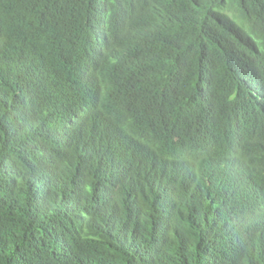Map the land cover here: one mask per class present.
<instances>
[{
  "label": "trees",
  "instance_id": "trees-1",
  "mask_svg": "<svg viewBox=\"0 0 264 264\" xmlns=\"http://www.w3.org/2000/svg\"><path fill=\"white\" fill-rule=\"evenodd\" d=\"M0 264H264V0H0Z\"/></svg>",
  "mask_w": 264,
  "mask_h": 264
},
{
  "label": "rangeland",
  "instance_id": "rangeland-1",
  "mask_svg": "<svg viewBox=\"0 0 264 264\" xmlns=\"http://www.w3.org/2000/svg\"><path fill=\"white\" fill-rule=\"evenodd\" d=\"M239 25H241L240 23H238Z\"/></svg>",
  "mask_w": 264,
  "mask_h": 264
}]
</instances>
